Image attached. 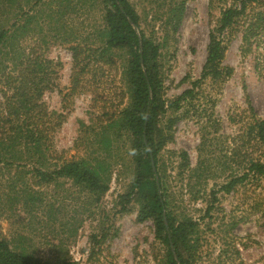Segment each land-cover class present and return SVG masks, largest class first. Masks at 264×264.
Wrapping results in <instances>:
<instances>
[{
    "label": "rangeland",
    "instance_id": "374dc122",
    "mask_svg": "<svg viewBox=\"0 0 264 264\" xmlns=\"http://www.w3.org/2000/svg\"><path fill=\"white\" fill-rule=\"evenodd\" d=\"M129 1L140 15L141 30L164 42L170 9L182 0ZM233 2L188 0L178 34L162 50L165 101L175 100L202 78L210 32ZM105 8L102 0H0V30H8L19 19L27 28L34 26L37 31L26 34L20 45L60 66L55 86L40 99L54 126L43 170L53 172L66 162L83 161L97 169L109 186L99 196L63 178L39 188L33 184L39 164L30 160L3 164L0 235L13 249H25L53 264H162L165 248L156 239L154 223L138 221L136 202L127 212H119L120 197L130 190L135 175L131 135L120 123L103 117L102 98H111L107 105L112 113L130 102L127 96L120 105L121 95L127 93L121 54L116 52L117 64L105 70L104 85L97 93L88 89L69 102L63 100L71 86V47L103 45ZM24 14L29 15L23 18ZM29 18L33 20L28 23ZM246 29L242 25L226 42L224 64L233 68L232 76L223 84L206 80L192 104L161 119L165 132L168 119H179L173 140L158 159L178 220L189 218L199 224L194 264H264V181L249 182L232 194L218 192L231 175L242 173L233 159L229 161L234 140L246 132L252 113L264 120V40L248 43ZM6 129L1 127L0 133ZM1 150L5 161L9 156ZM182 152L189 155L187 169L181 168ZM105 229L110 238L103 253L89 260L90 237Z\"/></svg>",
    "mask_w": 264,
    "mask_h": 264
},
{
    "label": "trees",
    "instance_id": "16d2710c",
    "mask_svg": "<svg viewBox=\"0 0 264 264\" xmlns=\"http://www.w3.org/2000/svg\"><path fill=\"white\" fill-rule=\"evenodd\" d=\"M102 2L106 6L105 27L101 31L103 45L99 48L81 44L71 47V86L63 98L64 103L88 89L97 93L104 85L105 70L117 64L116 52L121 54L127 93L121 95L120 105L127 96L130 102L125 109L112 113L107 105L111 98H102L105 104L103 117L115 124L120 123L121 129L131 135L135 175L130 190L120 197L119 212H127L128 207L136 202L139 206L138 221L154 223L156 239L165 248L162 264H194L192 256L199 246L196 239L199 224L189 218L178 220L163 186L164 177L161 176L158 159L161 150L173 140L172 130L179 119H168L166 132L160 128L161 119L168 112L182 110L186 103L192 104L199 95L196 90L206 80L223 84L232 76L233 68L224 64L226 42L242 25H247L245 41L264 40V0H234L222 12L218 26L210 32L202 78L193 82L191 89L173 101L163 99L164 79L160 59L164 46L179 32L188 0L171 7L164 29V42L161 43L141 30L140 15L129 0ZM28 15L24 14L23 18ZM32 20L29 18L28 23ZM33 27L27 28L25 22L21 23L19 19L8 30H0V128H7L6 132L0 133V166H14L30 160L42 168L35 169L33 184L36 187H47L63 178L73 180L89 193L99 196L107 192L109 186L97 169L90 168L83 161L66 162L53 172L43 170L47 166L46 155L52 145L50 137L54 126H50L49 115L44 111L43 103L40 104V99L45 91L55 86L60 66L35 49L28 51L20 45L26 34L36 30ZM237 138L229 161L233 159L242 173L231 175L230 180L220 187L218 192L224 194L235 193L254 180L264 181V120L252 113L246 132ZM1 148L9 156L5 161L1 157ZM180 156L181 168H189V155L182 152ZM153 161L157 172L153 170ZM216 195L217 192H213V196ZM165 215L168 225L165 224ZM108 238L107 229L90 237L89 260L103 253ZM0 264L53 263L35 257L25 249H13L8 238L0 235ZM62 264L75 263L65 261Z\"/></svg>",
    "mask_w": 264,
    "mask_h": 264
},
{
    "label": "water",
    "instance_id": "95a60500",
    "mask_svg": "<svg viewBox=\"0 0 264 264\" xmlns=\"http://www.w3.org/2000/svg\"><path fill=\"white\" fill-rule=\"evenodd\" d=\"M153 170H154L155 172H157L156 165H155V162H154V161H153ZM156 176H157V175H156ZM165 224L168 225V221H167V219H166V215H165ZM174 254H175V256H177L175 252H174Z\"/></svg>",
    "mask_w": 264,
    "mask_h": 264
}]
</instances>
